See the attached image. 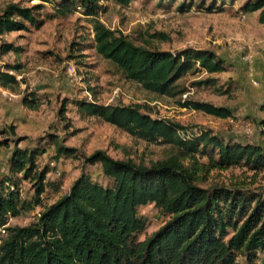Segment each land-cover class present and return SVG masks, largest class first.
<instances>
[{
  "label": "trees",
  "instance_id": "obj_1",
  "mask_svg": "<svg viewBox=\"0 0 264 264\" xmlns=\"http://www.w3.org/2000/svg\"><path fill=\"white\" fill-rule=\"evenodd\" d=\"M27 1L37 3L24 6L11 1L2 9L0 38L27 29L28 24L42 27L46 17H40L41 10L47 4L54 9L47 19L81 13L92 19L96 51L113 62L124 78L151 93L177 99L180 107L222 118L233 115L228 107L182 98L188 89L180 81L187 74L227 69L225 59L216 52L152 46V39H169L164 32H154L144 39L145 44H138L102 20L107 10L104 1L124 7L135 0ZM235 1L201 0L198 9L224 11ZM193 6L192 1L183 0L179 10L189 11ZM239 11L258 12V21L264 24V0H244ZM0 49L2 54L21 50L7 42ZM19 68L7 65L0 70V84H18L13 71ZM213 82L208 77L196 84ZM22 100L33 109L39 105L33 93ZM76 105L134 138L167 144L171 151L150 164L117 159L105 150L84 155L85 164L101 165L108 183L82 171L68 192L47 204L45 194L58 192L63 177L51 180L48 175L56 170L49 164L39 168L42 148L16 145L8 174L0 179V264H258L264 253V191L236 185L203 186L201 182L213 170H264L263 146L232 141L208 129L188 132L180 122L154 116L138 103L102 104L85 99ZM260 109L264 111V104ZM258 125L264 134V118ZM56 151L57 159L73 156L77 149L59 142ZM24 181L31 183L29 197L23 196ZM149 204L160 208L168 219L142 238L149 221L139 210ZM38 207L40 211L30 224L11 225L12 218Z\"/></svg>",
  "mask_w": 264,
  "mask_h": 264
},
{
  "label": "rangeland",
  "instance_id": "obj_2",
  "mask_svg": "<svg viewBox=\"0 0 264 264\" xmlns=\"http://www.w3.org/2000/svg\"><path fill=\"white\" fill-rule=\"evenodd\" d=\"M11 1H20L24 6L37 3L0 0V12ZM182 1L135 0L124 7L104 1L107 10L101 18L108 27L138 44H145L144 39L154 32H164L169 39H152V46L171 51L195 47L216 52L225 59L227 69L212 74H187L180 81L188 89L187 97L182 98L228 107L233 112L231 117L180 107L177 99L151 93L127 80L113 62L96 51L92 19L81 13L47 19V14L54 12L47 4L41 10L40 17H46L42 27L28 24L27 29L0 38V46L7 42L21 48L20 52L4 54L0 49V70H5L7 65L20 66L13 71L18 84L8 87L0 84V142H6L0 144V179L8 174L16 145L42 148L44 152L37 161L39 168L49 164L57 172H51L49 178L56 180L62 176L64 180L58 192L49 190L45 194L44 201L48 204L68 192L82 171L90 172L100 183H108L101 165L85 164L84 155L105 150L117 159L131 158L150 164L170 153L167 144L134 138L99 117L87 115L76 105V101L85 99L102 104H142L154 116L180 122L188 132L208 129L232 141L264 147V134L258 125L264 117L260 109L264 104V24L258 21V13L244 17L239 11L244 0L216 12L198 9L201 0H187L194 6L189 11H181ZM208 77L214 79L212 84H196ZM28 93L35 94L39 102L34 109L23 103ZM59 142L76 148L75 155L56 159ZM201 184L236 185L264 191V170L247 167L213 170ZM22 186L23 196H31V183L24 181ZM39 211L38 207L24 212L10 223L28 225ZM139 212L149 221L142 238L168 219L154 204L142 206ZM258 264H264V253L260 254Z\"/></svg>",
  "mask_w": 264,
  "mask_h": 264
},
{
  "label": "crops",
  "instance_id": "obj_3",
  "mask_svg": "<svg viewBox=\"0 0 264 264\" xmlns=\"http://www.w3.org/2000/svg\"><path fill=\"white\" fill-rule=\"evenodd\" d=\"M255 13H258V12H255ZM247 14H253V13H247ZM258 14H259V13H258ZM243 16L245 17V16H246V14H244V13H243ZM263 118H264V117H263Z\"/></svg>",
  "mask_w": 264,
  "mask_h": 264
},
{
  "label": "built area",
  "instance_id": "obj_4",
  "mask_svg": "<svg viewBox=\"0 0 264 264\" xmlns=\"http://www.w3.org/2000/svg\"><path fill=\"white\" fill-rule=\"evenodd\" d=\"M187 95H188V93H185V94L183 95V97H184V98H186V97H187Z\"/></svg>",
  "mask_w": 264,
  "mask_h": 264
}]
</instances>
